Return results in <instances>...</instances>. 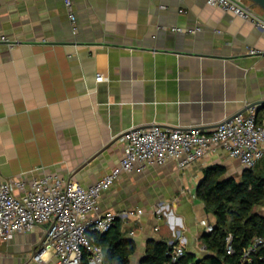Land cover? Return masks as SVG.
Returning <instances> with one entry per match:
<instances>
[{
  "label": "crops",
  "instance_id": "1",
  "mask_svg": "<svg viewBox=\"0 0 264 264\" xmlns=\"http://www.w3.org/2000/svg\"><path fill=\"white\" fill-rule=\"evenodd\" d=\"M72 4L75 33L63 0H0V181L57 174L89 186L119 164L123 142L75 170L132 128L209 132L258 100L264 113V28L207 0ZM227 158L242 171L216 150L185 168L168 161L122 172L102 192L100 212H134L115 220L134 244L129 264H142L156 241H180L187 263L210 253L200 221L215 217L196 189L210 165L235 172ZM44 229L1 241L0 264H39L31 258Z\"/></svg>",
  "mask_w": 264,
  "mask_h": 264
},
{
  "label": "built area",
  "instance_id": "2",
  "mask_svg": "<svg viewBox=\"0 0 264 264\" xmlns=\"http://www.w3.org/2000/svg\"><path fill=\"white\" fill-rule=\"evenodd\" d=\"M207 3L248 20L257 28H264V19L242 0H207ZM63 4L75 33L72 0H63ZM173 30L196 31L180 27ZM95 79L100 81L102 76ZM120 140L123 154L119 164L89 186L57 174H44L30 181L22 178L0 181V242L44 224L42 240L31 258L33 261L42 264L52 258L53 264H107L104 250L94 241L93 234L108 232L118 215L129 216L134 212H100L98 203L102 192L110 188L122 172L143 171L148 166H161L168 161L185 168L216 150L237 159L242 168L248 170L264 162V119L257 120L254 107L223 120L209 132L199 127L151 126L132 128ZM200 223L206 232L213 229V224L204 219ZM167 244L165 264H182L185 254L182 243ZM256 248L264 250V236L254 238L243 250L242 260H249ZM232 252L231 235H228L226 253Z\"/></svg>",
  "mask_w": 264,
  "mask_h": 264
},
{
  "label": "trees",
  "instance_id": "3",
  "mask_svg": "<svg viewBox=\"0 0 264 264\" xmlns=\"http://www.w3.org/2000/svg\"><path fill=\"white\" fill-rule=\"evenodd\" d=\"M257 112V120H263L264 113L259 115ZM263 165L261 161L253 170L242 171L239 180L227 175L223 165L213 164L204 170L196 196L204 203L206 211L215 217L213 229L203 231L201 235L210 253L192 263L183 261L184 254L182 264H264L262 248L252 251L249 260H242L243 250L256 236H264V215L254 211L264 200ZM112 228L102 234L95 233L94 241L102 246L107 264H129L134 244L115 223ZM228 235H231V254L226 253ZM168 248L169 245L162 241L152 243L142 264H165Z\"/></svg>",
  "mask_w": 264,
  "mask_h": 264
},
{
  "label": "water",
  "instance_id": "4",
  "mask_svg": "<svg viewBox=\"0 0 264 264\" xmlns=\"http://www.w3.org/2000/svg\"><path fill=\"white\" fill-rule=\"evenodd\" d=\"M248 2L253 5L258 7L260 10L264 11V0H248ZM262 103V100H258L255 102L250 103L247 106V109H250L251 107H254L256 104H260ZM258 108H255V110L257 111ZM241 113V112H240ZM231 118V117H230ZM229 119V118H228ZM217 125V124H216ZM126 132H124L123 134L116 136L114 138H112L107 144H105L104 146H102V148H100L97 152H95L92 156H90L88 159H86L75 171H78L79 169H81L82 167H84L86 164H88L93 158H95L98 154H100L103 150H105L107 147H109L111 144L115 143L116 141H118L122 135H124Z\"/></svg>",
  "mask_w": 264,
  "mask_h": 264
},
{
  "label": "rangeland",
  "instance_id": "5",
  "mask_svg": "<svg viewBox=\"0 0 264 264\" xmlns=\"http://www.w3.org/2000/svg\"><path fill=\"white\" fill-rule=\"evenodd\" d=\"M247 2H248V0H245V3H247ZM259 10H260V9H259ZM226 160H227L228 164L231 163L230 165H231V167H232V168L234 169V171H235V172L230 173L231 175L228 174V173H227V175L232 176L235 180H239V179H240L241 171L239 170V167H238L237 163H236L233 159H229V158H227ZM229 160H230V162H229ZM263 166H264V165H263ZM262 170L264 171V167H263ZM255 171H257V169H255ZM254 211H256V212L259 213V214L264 215V200L262 201L261 204L257 205V206L254 208Z\"/></svg>",
  "mask_w": 264,
  "mask_h": 264
},
{
  "label": "flooded vegetation",
  "instance_id": "6",
  "mask_svg": "<svg viewBox=\"0 0 264 264\" xmlns=\"http://www.w3.org/2000/svg\"><path fill=\"white\" fill-rule=\"evenodd\" d=\"M245 170H248V169H246V168H242V171H245ZM242 171H241V172H242Z\"/></svg>",
  "mask_w": 264,
  "mask_h": 264
}]
</instances>
